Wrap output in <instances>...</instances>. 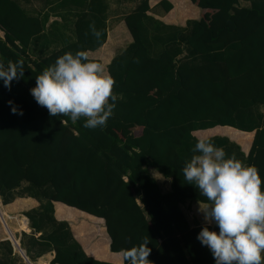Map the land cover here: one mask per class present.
I'll return each mask as SVG.
<instances>
[{
  "label": "trees",
  "instance_id": "obj_1",
  "mask_svg": "<svg viewBox=\"0 0 264 264\" xmlns=\"http://www.w3.org/2000/svg\"><path fill=\"white\" fill-rule=\"evenodd\" d=\"M23 1L0 0V63H24L23 77L10 89L0 80V202L16 196L38 201L18 216L19 229L30 228L19 236L29 260L52 251L49 263L123 264L105 259L148 236L153 264H215L197 234L204 226L218 228L186 219L180 204L204 198L181 170L198 139L193 130L229 125L253 130L246 154L226 135L204 138L256 167L264 181V0L246 6L190 0L205 9L184 25L164 23L147 13V0H136L122 15L131 39L105 65L122 98L102 129L49 116L30 89L57 57L104 41L108 0H38L37 7ZM157 4L171 7L168 0ZM49 15L65 21L69 37L46 28ZM93 23L103 32L99 41L89 29ZM150 169L170 177L167 191ZM56 200L68 206L57 204L55 214L69 221L55 216ZM6 224L0 218L3 236L21 253L11 230L16 222ZM0 264H23L6 238L0 239Z\"/></svg>",
  "mask_w": 264,
  "mask_h": 264
},
{
  "label": "clouds",
  "instance_id": "obj_2",
  "mask_svg": "<svg viewBox=\"0 0 264 264\" xmlns=\"http://www.w3.org/2000/svg\"><path fill=\"white\" fill-rule=\"evenodd\" d=\"M89 29L99 41L103 32L94 23ZM23 74V60L0 63V80L9 89ZM114 86L103 63L90 60L85 51L66 52L36 76L30 94L49 116H66L73 123L83 119L85 128L102 129L122 98L114 94ZM191 152L181 170L184 181L204 198L198 201V212L205 225L218 228L202 227L197 240L209 249L215 264H264V181L258 169L235 154L229 156L209 138H198ZM149 243L146 236L140 244L121 250L123 264H153Z\"/></svg>",
  "mask_w": 264,
  "mask_h": 264
},
{
  "label": "crops",
  "instance_id": "obj_3",
  "mask_svg": "<svg viewBox=\"0 0 264 264\" xmlns=\"http://www.w3.org/2000/svg\"><path fill=\"white\" fill-rule=\"evenodd\" d=\"M168 1L171 3V7L167 10H163L161 8V5L157 4L159 0H147V3L150 7V9L147 10V13L163 21L164 23L184 25L186 19L198 18L200 13L205 9V8L195 5L190 0H168ZM135 2L136 0H108L107 1V8H106V15H105V25H106L105 39L95 49L85 50V52H87L89 57L98 58L101 63L106 65V63L109 61L114 51L116 50V47L123 46L125 43H127L131 39V36L122 19V15L128 12L134 6ZM21 3L26 7L39 6L38 0L23 1ZM238 4L240 6H246L248 4V1L239 0ZM47 7H48V4H45L43 6V9H47ZM51 27H54L55 34L58 37L60 36L61 39H65V37L70 36V30L68 28V25L65 24V21L61 20V17L59 15H49L46 28L50 30V32L52 33ZM262 110L264 111V106ZM192 132L198 138H202V137L204 138L212 134L226 135L228 139H230L231 141H234L236 144L239 145V148L243 152V154H246V152L248 151L250 144H251L252 135H253V130H249V131L240 130L232 126L229 127V125H218V124L213 125L211 127H206L203 129H195ZM159 174L160 173L157 171H154L153 173H151V175L157 181L160 189L162 191H167L169 189L170 181L168 177H164L161 174L160 175L163 178H158ZM5 204H7L6 206L7 208H5V212H6L5 214L8 215L15 208L16 209L19 208L20 210L21 209L25 210L30 207L36 206L38 204V201L31 196H16L12 201L5 203ZM57 204L68 206L60 201H57V200L53 201L54 214H55V208ZM182 204H185V205L189 204L190 207L192 208V211H194L195 208H198L197 200H185L183 203L180 204V207ZM55 216L57 218L67 219L69 221L68 217L66 216H63V215L58 216L56 214ZM194 223L202 224L205 222L197 221ZM105 237H106L105 242L106 244H108L106 233H105ZM2 238H4V236L2 237L0 235V239ZM84 251L87 254L92 255L95 258L103 259L97 256L96 253L92 251H88L85 248H84ZM111 252L118 253L119 257L117 256L113 257L115 258L114 260H111L109 258H106L105 260L111 261L113 263H117L122 260L120 251H115V252L111 251ZM50 255L52 256V253Z\"/></svg>",
  "mask_w": 264,
  "mask_h": 264
},
{
  "label": "rangeland",
  "instance_id": "obj_4",
  "mask_svg": "<svg viewBox=\"0 0 264 264\" xmlns=\"http://www.w3.org/2000/svg\"><path fill=\"white\" fill-rule=\"evenodd\" d=\"M117 48L118 47H116V49ZM154 171H155L154 169H150V173H153ZM6 206H7V204H2L0 202V208H3L4 211H5V208H7ZM181 208H182V210H183V212H184V214H185V216H186V218L190 224L197 222V221H200V222L203 221L202 214L198 212V208H195L194 211H192V208L190 207L189 204L188 205L182 204ZM22 210L23 209L20 210L19 208H17V209L15 208L10 214H8L9 216L7 214H3V218L5 219V222L8 223L9 225L15 226V222H16L17 227L15 229H11V230L14 232L15 237L18 239V243H19L20 232L25 231L28 233L30 230L29 227L27 230L19 229V217L18 216L22 215L21 214ZM26 224H27V222H26ZM0 235L3 237V234L1 231V226H0ZM19 246H20V244H19ZM12 251L18 256L20 262H22L23 264H27L25 262V260L23 259V257L15 249L12 248ZM51 253H52L51 251L44 252L43 254L39 255L35 259L30 260V262L35 263V264H56V263H49V259H50V257H52L50 255ZM38 258L43 259L42 262H37Z\"/></svg>",
  "mask_w": 264,
  "mask_h": 264
},
{
  "label": "water",
  "instance_id": "obj_5",
  "mask_svg": "<svg viewBox=\"0 0 264 264\" xmlns=\"http://www.w3.org/2000/svg\"><path fill=\"white\" fill-rule=\"evenodd\" d=\"M0 218H1V220L3 219L2 216H1V214H0ZM25 219H26V217H25ZM26 221H27V220H26ZM4 238L8 239V241H9L10 244H11V247L14 249V245H13L12 240H11L9 237H7V236H5ZM17 240H18V239H17ZM17 244H18V248H19V250H20V252H21V253H19V254L23 257V259L25 260V262H26L27 264H29V263H30V260L27 258V256H26L24 250L19 246V243H18V242H17Z\"/></svg>",
  "mask_w": 264,
  "mask_h": 264
},
{
  "label": "bare ground",
  "instance_id": "obj_6",
  "mask_svg": "<svg viewBox=\"0 0 264 264\" xmlns=\"http://www.w3.org/2000/svg\"><path fill=\"white\" fill-rule=\"evenodd\" d=\"M2 224V223H1ZM5 224H6V222H5ZM7 225V224H6ZM2 226H3V224H2ZM4 227V226H3Z\"/></svg>",
  "mask_w": 264,
  "mask_h": 264
}]
</instances>
